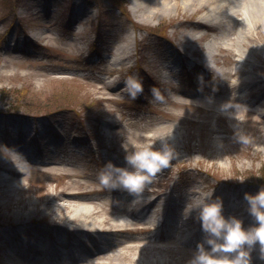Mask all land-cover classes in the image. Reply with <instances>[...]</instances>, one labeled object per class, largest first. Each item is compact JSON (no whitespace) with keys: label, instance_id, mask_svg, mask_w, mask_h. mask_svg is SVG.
Segmentation results:
<instances>
[{"label":"rangeland","instance_id":"obj_1","mask_svg":"<svg viewBox=\"0 0 264 264\" xmlns=\"http://www.w3.org/2000/svg\"><path fill=\"white\" fill-rule=\"evenodd\" d=\"M142 1L0 0V179L13 183L0 180V264H47L38 261L42 252L36 247L60 238L51 223L70 221L84 206L94 213L84 222L88 229L101 223L100 234L110 243H125H103L106 252L77 264H188L196 247L152 237L160 229L166 193L184 206L172 208L171 219L183 214L193 223L188 231H177L186 237L199 228L195 207L202 197L238 185L244 190L235 205L247 209L244 194L264 187V116L246 111L253 109L236 98L249 91L237 94L230 86L238 77L230 75L235 65L224 50H245L251 62L264 67V33L242 45L239 20L205 32L182 27L200 15L188 9V0H151L170 3L171 9L150 18L134 9ZM190 36H196L190 43L193 59L205 61L216 74H166L165 66L178 63L175 49ZM213 41L221 50L204 58V47ZM122 49L128 56L118 61ZM129 77L143 84L136 99L125 86ZM247 101L252 103L253 95ZM24 134L28 142H13ZM164 144L172 152L169 167L139 196L109 191L99 182L108 162L127 167L126 151L148 145L158 150ZM18 153L28 157L21 168L12 162ZM13 167L22 172H5ZM142 202L148 204L145 209L139 208ZM240 209L225 216L251 226L248 210ZM127 210L145 211V219L155 224H139ZM202 240L203 233L196 241ZM79 241L81 250L98 253L88 235ZM251 257L252 264H264L261 254Z\"/></svg>","mask_w":264,"mask_h":264},{"label":"bare ground","instance_id":"obj_2","mask_svg":"<svg viewBox=\"0 0 264 264\" xmlns=\"http://www.w3.org/2000/svg\"><path fill=\"white\" fill-rule=\"evenodd\" d=\"M185 4H187L188 9L195 8V11L193 12L200 14L201 16L198 15L199 17L197 22L195 21V18H188L186 21L183 22L185 25L182 27H186V28L194 27L197 29H203L204 31L206 30L205 32H207L212 29L215 30V29H219L220 27H224L225 20H226L225 22L228 21L230 23L239 20L241 31H243L242 39H239L240 44L242 45H245L244 44L245 40L253 41L255 40L257 35L260 36L261 33L262 34L264 33V0H249V1L247 0H188L185 1ZM135 6L134 9L138 11L139 8L140 13H142V15H144V17L146 18L148 17L150 18L152 14L159 13L161 10L171 9L170 3L161 4L151 0H144L138 4L136 3ZM238 38H240V36ZM195 40H196V36H192V37L190 36V38L188 37L187 39H185L182 45L180 46L183 50H181V48L175 49L178 55L187 59L192 57L189 60L193 62L194 61L193 54H195L196 50L194 49L192 50L190 48L191 47L190 43H192ZM204 49L206 50V53H204L206 54L204 58L209 56L214 58L216 51L221 50L218 42L215 41L206 44ZM224 50L230 52L229 55L232 58L231 63L232 65H235L233 71L230 72L231 76L238 77L237 82L235 84L232 83L230 86L237 94H239L240 92H243L242 94H244L245 92H247V90L249 91V94L247 96L245 94L242 97L238 95L236 96V98L242 102L248 103V105L251 106L250 108L253 109V111L249 109L246 111L250 113L255 112L257 115L264 116V97L262 95L257 96L256 100L252 101V103L247 101V98L249 96L251 95L256 96L257 94H262V92H264V67L258 66L254 62H251L250 58L248 57V54L244 52L245 50L234 51L233 48H229V47L224 48ZM185 51L188 54L185 53ZM252 52L258 54V49L252 48ZM118 54H120L118 61H121L122 58L125 59L128 56L125 55L126 52L123 49L120 51L118 50ZM205 65H206L205 63L202 64V66L205 69H209V67H206ZM170 67H171L170 71L173 72L174 71L173 67L172 66ZM258 68L260 69V72L257 73L255 76V71L258 70ZM258 104H261V106H259ZM255 105L259 106V108H253ZM23 159H24L23 155L18 153L14 155L12 162L19 163V167L21 168L22 164H20V162H22ZM3 168L4 167L0 164V170H4ZM16 168L18 167L7 168L5 172L10 173L12 175L20 174L22 170ZM0 180L2 182L1 183L2 185H7L9 183H12L10 181V178L6 176L2 177V179ZM226 186L228 187L227 189L228 191H223V192L220 191L217 194L212 193L211 195L203 198L199 196L198 198L201 199L197 202L196 206L202 202H205L206 200H214L218 198L220 200L224 199L223 201H226L228 203H229L228 199L232 200V203H229L227 206L228 212L233 209L234 211H239L241 210L240 208L244 209L242 205H235L236 199H238L241 194L234 193L230 190V189H237L240 191L241 188L238 187V185H231V184H227ZM139 205H141L142 207L148 206V204L144 202L140 203ZM195 208L197 209V207ZM245 210H248V208L244 209V211ZM77 211H79V209ZM192 211H194V209H192ZM50 214H55V212L52 211ZM73 214L75 216L70 218L71 219L70 221L63 224L54 223L55 220H53L50 227L56 230V232L60 231V233L54 235L55 237L64 236L65 234H68L69 236L68 238H70L71 236L73 238L81 237L84 234L88 236H92V235L96 236L102 233V231H104V226H102L101 223H99L98 226L97 225L93 226L94 229H92V231L87 228L89 227L88 225H85L84 222H86L87 219L88 220L91 219L92 215L94 214L92 209H90L89 207L84 206L83 211L80 210L77 214L75 213ZM128 215H133V214L129 212ZM73 220L75 221L78 220L83 224L80 223L74 225ZM82 243L83 242L79 241L78 245L81 247L83 245ZM73 244L76 245L75 243ZM36 248L43 249L42 251L45 252L46 255L51 254L47 246L37 245ZM252 254H257V255L261 254L259 250V246H257V248L252 251Z\"/></svg>","mask_w":264,"mask_h":264},{"label":"clouds","instance_id":"obj_3","mask_svg":"<svg viewBox=\"0 0 264 264\" xmlns=\"http://www.w3.org/2000/svg\"><path fill=\"white\" fill-rule=\"evenodd\" d=\"M125 86L132 99L143 93L142 82L134 77H129ZM153 95L160 99L155 90ZM171 158L172 152L165 144L158 150L148 145L132 153L126 151L127 167L108 162L98 180L109 191L122 189L139 196L146 184L169 167ZM244 199L253 220L247 228L238 217L224 215L223 202L218 198L196 206L203 240L196 245L188 264H252L251 253L257 246L264 259V187L255 194L245 193Z\"/></svg>","mask_w":264,"mask_h":264}]
</instances>
